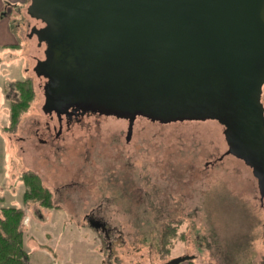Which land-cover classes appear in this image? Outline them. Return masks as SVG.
Listing matches in <instances>:
<instances>
[{"label":"rangeland","instance_id":"rangeland-1","mask_svg":"<svg viewBox=\"0 0 264 264\" xmlns=\"http://www.w3.org/2000/svg\"><path fill=\"white\" fill-rule=\"evenodd\" d=\"M20 10L13 24L22 47L1 59L18 66L16 79L33 77L36 96L4 137L0 214L25 208L29 264H188L174 262L184 255L199 264H264V193L252 168L227 154L224 126L136 114L128 141L127 118L90 109L70 128L63 114L56 136L58 113L44 109L47 79L34 70L46 44L30 36L44 24ZM7 83L5 95L17 100ZM27 170L51 191L52 208L25 204ZM88 214L108 229L93 227Z\"/></svg>","mask_w":264,"mask_h":264},{"label":"water","instance_id":"water-1","mask_svg":"<svg viewBox=\"0 0 264 264\" xmlns=\"http://www.w3.org/2000/svg\"><path fill=\"white\" fill-rule=\"evenodd\" d=\"M45 111L214 119L264 193V0H31ZM194 258L184 255L174 262Z\"/></svg>","mask_w":264,"mask_h":264},{"label":"trees","instance_id":"trees-1","mask_svg":"<svg viewBox=\"0 0 264 264\" xmlns=\"http://www.w3.org/2000/svg\"><path fill=\"white\" fill-rule=\"evenodd\" d=\"M14 87L18 93V99L12 101L10 104V122L5 127L8 132H14L17 129L19 121L22 119L24 113L28 111L36 96L33 77L30 75L23 80H17L14 83ZM262 100L264 103V89ZM22 180L26 185L23 197L25 204L36 201L47 208L54 206L51 200L52 193L43 186L41 177L38 174L31 170L24 171ZM1 212L0 264H29V253L25 248V208L20 206H4ZM189 264L199 263L190 259Z\"/></svg>","mask_w":264,"mask_h":264},{"label":"crops","instance_id":"crops-1","mask_svg":"<svg viewBox=\"0 0 264 264\" xmlns=\"http://www.w3.org/2000/svg\"><path fill=\"white\" fill-rule=\"evenodd\" d=\"M30 2L31 0H0V121H2V123L0 122V143L3 141V146H0V174L3 173L4 170L5 173H7V169H5V166H7V154H3L2 152L6 151L9 145L5 143V138H9L10 135L5 127L8 126L10 121V104L13 101V99L5 95L6 90L4 89V85L7 82L15 83L17 80L24 79H16L18 66L13 64L8 58L1 59V56L12 54L22 47L19 30L15 27L13 21L17 15L20 14V8H28ZM26 72L29 73L28 66ZM0 185L1 190H3L4 187H2L3 183L1 181ZM21 193L20 196H18L19 198L23 195ZM19 206L21 207V205Z\"/></svg>","mask_w":264,"mask_h":264},{"label":"flooded vegetation","instance_id":"flooded-vegetation-1","mask_svg":"<svg viewBox=\"0 0 264 264\" xmlns=\"http://www.w3.org/2000/svg\"><path fill=\"white\" fill-rule=\"evenodd\" d=\"M89 110L90 109H88V108H82V107H79L78 105H73V106L70 107V109L68 111H66L64 113H58L57 115H58V118H59V126L60 127H59V130L56 132L57 133L56 136L59 135V133L61 132V130L63 128V114L67 118V125L70 128L71 124L75 120H81V117L83 115L91 114L93 112V111H91V110L89 111ZM110 114H115V113H110ZM115 115H117V114H115ZM117 116L119 117L120 115H117ZM124 117L129 120V124H130V127L128 129V133H127V140L129 141L130 138H131V133H132L131 125H132V123H133V121H134L135 118L134 117H131V116H124ZM87 219H88V221L90 222V224L93 227L102 226V227H105L106 229H108V227L106 226V224L101 219H99L96 216L93 217V216H90L88 214L87 215Z\"/></svg>","mask_w":264,"mask_h":264}]
</instances>
